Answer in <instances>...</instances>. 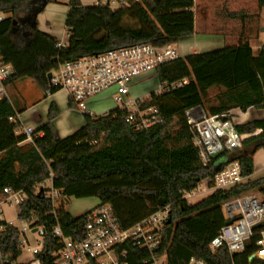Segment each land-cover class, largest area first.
<instances>
[{"label": "trees", "instance_id": "obj_1", "mask_svg": "<svg viewBox=\"0 0 264 264\" xmlns=\"http://www.w3.org/2000/svg\"><path fill=\"white\" fill-rule=\"evenodd\" d=\"M55 2L0 0V13L6 16L0 20V60L13 69L8 86L29 79L43 93L52 95L58 90L49 88L47 76L63 63L143 43L157 47L178 44L194 35L193 0H139L115 11L99 3L84 7L80 0H69L65 19L68 37L59 48L60 41L40 31L37 20L46 6ZM254 3L248 16H255L256 25L252 26L249 18V23L239 27L249 38L237 46L192 54L155 70L160 85L186 84L151 93L147 101L137 102L140 110L158 109L162 121L152 128L136 129L126 123L128 112L115 108L103 116L84 114V126L61 139L53 124L60 111L52 103L47 122L32 133L31 143L23 144L25 135L16 134L20 124L10 120L16 116L12 103L0 101V153H5L0 159V189L11 187L28 196L25 215L33 214L35 225L46 232L43 248L36 255L40 264H51L50 254L58 248L51 235L57 225L48 215L51 205L34 190L50 173L53 187L67 200L97 199L99 204L111 206L123 228L169 207V223L162 233L167 264H188L191 258L206 264H264L263 260H250L259 236L236 255H229L224 248L211 252L208 247L225 225L222 204L251 192L264 195V178L217 191L193 205L183 200L184 192L218 172L216 160L202 165L185 111L201 106L208 115L220 116L233 109H264V51L253 55L248 41L250 34L258 32L264 0ZM227 16L244 18L242 13ZM211 89L219 92L210 97ZM236 130L249 137L240 150L225 157L227 163L239 164L242 177L250 178L253 157L264 150V120L239 125ZM57 222L66 236H81L84 216L72 217L61 207ZM18 240L13 229L0 235V252L9 258V264L20 256ZM146 258L147 254L129 249V264H143Z\"/></svg>", "mask_w": 264, "mask_h": 264}, {"label": "built area", "instance_id": "obj_2", "mask_svg": "<svg viewBox=\"0 0 264 264\" xmlns=\"http://www.w3.org/2000/svg\"><path fill=\"white\" fill-rule=\"evenodd\" d=\"M138 1L101 0L99 4L115 11L126 9ZM198 6L199 0H193V10L196 11ZM259 15L262 29L264 7ZM67 37L66 34L65 39L59 43V48L65 46ZM257 50L264 51V40ZM177 59H180V55L175 44L157 47L143 43L112 49L61 64L50 74L49 88L65 92L74 109L83 114L87 113V104L91 99L112 89L111 99L114 104L128 112L126 123L138 130H146L161 123L159 111L155 107L140 110L137 102L144 101L132 100L130 91L145 80L151 79L158 67ZM12 75L11 65L0 60V101L8 100L12 103L7 90L9 88L7 83ZM143 77L147 79L141 80ZM183 84H186V81L161 84L154 94L167 92ZM45 94L50 95L49 91ZM185 117L202 165L207 166L212 160V155L220 156L216 159L218 172L214 177L184 192L183 200L188 205H193L194 202L201 201L217 191H227L245 183L247 178L242 177L239 164L227 163L225 157L226 154L240 150L243 141L249 137L238 134L235 120L228 114L208 115L201 106L186 110ZM10 120L20 124V115L16 113ZM17 131L25 135V141L32 142L31 129L20 124ZM52 179L53 175L50 173L44 182L34 187L35 193L50 203L51 211L48 215L57 223L51 230L58 247L50 254L51 264H129L130 248L147 254L143 264H167V252L162 248V233L169 219V207H164L129 228H123L117 222L111 206L99 204L81 215L84 216L81 236H66L57 221L59 210L66 207L69 200L53 187ZM27 203L28 196L24 191L11 187L0 189V235L7 229H13L19 237L20 256L10 264H40L36 255L43 248L46 232L42 226L35 225L37 219L33 214L25 215L24 208ZM7 208L14 211L16 222L6 219ZM222 210L225 211L223 214L225 222L232 223L220 229L209 243V250L215 252L224 248L229 255L240 254L248 241L254 236H259L260 239L256 242L257 251L250 259L264 261V228L254 229L257 224L264 222V195L250 193L241 195L224 202ZM29 235L39 238L34 247L30 245ZM21 256H28L29 259L20 263L18 259ZM8 259L0 252V264H9ZM188 264L206 263L201 259L191 258Z\"/></svg>", "mask_w": 264, "mask_h": 264}, {"label": "crops", "instance_id": "obj_3", "mask_svg": "<svg viewBox=\"0 0 264 264\" xmlns=\"http://www.w3.org/2000/svg\"><path fill=\"white\" fill-rule=\"evenodd\" d=\"M68 2L69 0H56L55 3L49 4L46 6L44 11L38 16V29L44 33H47L55 37L58 41H63L65 39L66 30H65V19L68 12ZM80 3L84 7L96 6L99 2L97 0H80ZM207 8L209 4H205L204 0H199L198 9L194 12V35L186 40L175 44L177 51H181V59L190 56L192 54H203L207 52H212L220 50L225 46H237L242 40H246L250 36L248 34H241L237 25H230L228 21H223L220 25L215 24V14L209 13ZM210 14V15H209ZM208 15V17H207ZM60 16V17H59ZM62 17V18H61ZM3 14L0 13V20L3 19ZM59 27V28H58ZM61 27V28H60ZM62 30V31H61ZM259 33H261V27L259 22L258 32L256 34H250L249 45L253 52V55H256L259 51L257 48L258 45H254L253 42L258 39ZM152 79V78H151ZM160 84H158L159 87ZM138 86V85H137ZM136 87V86H135ZM157 87V88H158ZM134 89V88H133ZM219 90L211 89L209 91L210 97L217 94ZM154 93L153 91L150 92ZM44 94V99L33 101L32 104L27 106L25 98H22V101L18 103L17 108H14L16 113L20 115V124L22 127L31 129L33 132L38 129L40 126L47 122V114L49 106L53 103L57 106L60 111L59 116L53 121V124L56 128L59 138L63 139L78 129H80L85 124L84 114L75 110L74 108L69 107V101L65 92H57L52 95ZM150 94H147L136 100L147 101ZM97 97L91 99L87 104V113L92 117L103 116L109 111L117 108L114 102L111 99V95H106L103 101H110L112 104L109 105L106 109L96 112L97 108ZM47 99L51 101L48 106L45 107L43 114L35 112V109L43 104L44 100ZM13 105V104H12ZM14 107V105H13ZM32 113V118L29 124H23V115L25 113ZM37 113V114H36ZM36 114V115H35ZM225 114L230 115L236 122V124L244 125L254 120H264V109L248 108L245 111L239 109H233ZM35 116V117H34ZM37 116V117H36ZM17 135H22L21 132L17 131ZM30 141H25L23 144H29ZM5 156V153L0 155V159ZM254 162V174L247 178V180L255 181L261 178H264V150H259L253 157ZM21 256L18 259V262L24 263L25 261H20Z\"/></svg>", "mask_w": 264, "mask_h": 264}, {"label": "rangeland", "instance_id": "obj_4", "mask_svg": "<svg viewBox=\"0 0 264 264\" xmlns=\"http://www.w3.org/2000/svg\"><path fill=\"white\" fill-rule=\"evenodd\" d=\"M255 0H204L205 4H209V8H207L208 12L214 13L215 14V24L220 25L223 23V21H228L230 25H237L238 28L240 25L249 23L251 19V24L252 26L256 25V20L255 16L249 17L248 14L250 13V9L255 8ZM227 13H236V14H241L244 16H238L234 20L229 19L227 16ZM209 14V15H210ZM4 18H6L5 15H3ZM60 17V16H59ZM208 17V15H207ZM62 18V17H61ZM263 18V17H262ZM59 28V27H58ZM61 28V27H60ZM62 31V30H61ZM264 40V33L261 32L259 33L258 39H256L253 44L258 45ZM179 55H182V52L179 50L178 51ZM141 80H145L147 78H140ZM158 81L155 77L154 74H152V79H147L143 83L139 84L138 86L134 87L130 91V98L132 100H136L138 98H141L147 94H150V92H155L157 91L158 87ZM8 90V95L9 98L12 101V104L14 105V108H17L18 103L22 101V98H25L27 102V106L29 104H32L33 101L36 100H42L44 99V94L43 92L36 86V84L29 80V79H24L16 82L14 85L9 86ZM113 90H109L105 93H102L95 99L97 104L96 112H99L100 110L106 109L109 105L112 103L110 101H103L104 97L106 95H112ZM51 101H48L47 99L44 100L43 104L40 105L38 108L35 109V112H38L40 114H43V111L45 110V107L49 105ZM113 105V104H112ZM32 113H25L23 115V124L27 125L29 124L32 118ZM37 114V113H36ZM35 114V115H36ZM35 117V116H34ZM37 117V116H36ZM250 194L253 195H259L256 192H251ZM196 203V202H194ZM99 205V202L97 199H84V200H75V199H69V203L66 205L65 209L67 212L72 216V217H79L92 209H94L96 206ZM224 214V210H222ZM5 217L7 220L16 222L15 216H14V211L10 208H7L5 211ZM29 241L30 245L34 247L36 243L39 241V238L35 235H29ZM29 258L28 256H23L20 261H27Z\"/></svg>", "mask_w": 264, "mask_h": 264}, {"label": "water", "instance_id": "obj_5", "mask_svg": "<svg viewBox=\"0 0 264 264\" xmlns=\"http://www.w3.org/2000/svg\"><path fill=\"white\" fill-rule=\"evenodd\" d=\"M261 32H264V28L261 29ZM47 79H48V81H50V79H51V75H50V74H48ZM219 156H220V154L212 155V156H211V159H212V160H216ZM168 223H169V222H168ZM231 223H232L231 221L225 222V226H229V225H231ZM259 228H264V222L259 223V224H257V225L254 227V229H259ZM251 259H252V258H251ZM251 259H250V260H251Z\"/></svg>", "mask_w": 264, "mask_h": 264}]
</instances>
